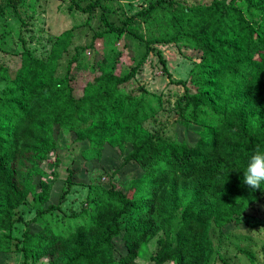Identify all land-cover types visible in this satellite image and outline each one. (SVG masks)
I'll list each match as a JSON object with an SVG mask.
<instances>
[{"label":"trees","instance_id":"16d2710c","mask_svg":"<svg viewBox=\"0 0 264 264\" xmlns=\"http://www.w3.org/2000/svg\"><path fill=\"white\" fill-rule=\"evenodd\" d=\"M14 1L5 4L14 8ZM73 8L83 13L98 8L104 34L135 39L139 64L151 44L183 43L198 53L170 109L195 128V139L177 142L144 127L169 103L157 94L153 106L124 89L138 65L121 75L118 63L100 58L76 89L75 74L86 68L75 53L58 73L72 28L47 38L44 57L23 49L16 65H0V253L12 250L16 208L27 199L48 200L57 156L47 162L58 150L55 135L64 130L85 146V159L98 158L105 143L128 147L123 162L135 163L140 176L126 190L88 185L80 223L66 235L47 224L34 234L25 232L14 249L20 264H137L140 250L154 237L150 264H208V226H238L246 209L264 197V182L257 190L243 184L250 157L264 151V0H210L189 7L155 0L119 25L109 21L102 0L82 6L73 0ZM131 23L155 35H134ZM155 54L165 70L160 52ZM71 175L68 171L66 186ZM114 239L124 247L117 257Z\"/></svg>","mask_w":264,"mask_h":264},{"label":"rangeland","instance_id":"374dc122","mask_svg":"<svg viewBox=\"0 0 264 264\" xmlns=\"http://www.w3.org/2000/svg\"><path fill=\"white\" fill-rule=\"evenodd\" d=\"M87 0H80L82 6ZM155 0H102L109 8L108 19L119 25L124 17H129ZM184 6L206 5L210 0H174ZM228 1V0H224ZM15 7L0 0V65L12 67L18 61L23 49L30 50L38 57H44L47 52V38L72 28L73 36L62 57L58 73L64 70V63L75 53L77 61L85 65V70L78 71L72 83L79 89L88 80L89 71H94L96 63L104 58L108 65L117 64L120 74H126L134 65L138 69L133 77L123 85L128 92L143 97L155 106L152 95L159 94L169 104L156 111L153 117L144 122V127L152 131H160L163 135L177 142H193L195 130L185 126L171 109L175 96L182 92L181 84L189 76L198 53L183 43L151 44V51L144 57L142 63H137L140 54V44L128 36L106 35L104 27L99 22L98 8L92 12L83 13L73 8V0H15ZM134 35L149 39L155 35L144 25L131 23ZM99 35V37H97ZM156 51L164 60L165 70L161 69ZM103 57H102V56ZM87 71V72H86ZM165 71V72H164ZM166 74L169 77H166ZM94 84V81L90 82ZM2 88L0 80V90ZM58 139L56 153L49 156L47 163H53L57 156L55 180L50 188L48 200L31 203L29 199L18 206L15 217L18 219L12 229L13 240L10 242L11 252L0 253V264H20L21 254L14 251L20 247V241L25 232L36 233L46 224L52 232L63 235L70 233L80 223L78 216L88 191V185L98 184L107 189L114 184L120 188H130L132 182L139 178L140 169L133 162H123L128 151L105 143L98 158H84L81 152L84 145L76 144L72 137L62 130L55 135ZM123 150V151H122ZM54 165V164H53ZM72 173L69 186L65 184L66 175ZM62 196L60 198V195ZM49 205L56 206L43 214L37 211L47 210ZM238 226L228 224L221 228L212 223L208 226L207 236L211 246V256L208 264H264V197L251 204L239 219ZM155 239L146 243L144 250L135 259L137 264H150V255L155 250ZM115 257L124 253V247L119 239H114ZM28 264H47L45 262H28Z\"/></svg>","mask_w":264,"mask_h":264},{"label":"clouds","instance_id":"9594fccd","mask_svg":"<svg viewBox=\"0 0 264 264\" xmlns=\"http://www.w3.org/2000/svg\"><path fill=\"white\" fill-rule=\"evenodd\" d=\"M261 182H264V151L257 149L250 157L243 172V184L252 190L260 189ZM238 200H244L237 198Z\"/></svg>","mask_w":264,"mask_h":264}]
</instances>
